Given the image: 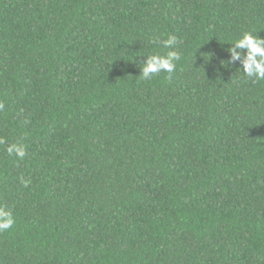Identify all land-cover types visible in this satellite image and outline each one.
Returning a JSON list of instances; mask_svg holds the SVG:
<instances>
[{"label": "trees", "instance_id": "obj_1", "mask_svg": "<svg viewBox=\"0 0 264 264\" xmlns=\"http://www.w3.org/2000/svg\"><path fill=\"white\" fill-rule=\"evenodd\" d=\"M246 29L264 0H0V264H264ZM168 35L176 72L141 79Z\"/></svg>", "mask_w": 264, "mask_h": 264}, {"label": "clouds", "instance_id": "obj_2", "mask_svg": "<svg viewBox=\"0 0 264 264\" xmlns=\"http://www.w3.org/2000/svg\"><path fill=\"white\" fill-rule=\"evenodd\" d=\"M157 45L167 51H154L144 57V62L140 65L139 77L145 81L161 73L167 74L171 79L176 72L178 63L182 59L180 51L176 50L178 38L175 35H168L166 39L157 40ZM229 59L227 64L239 62L237 68L253 84L264 81V37L257 35L254 29L242 30L235 38L234 42L227 49ZM4 107L0 103V110ZM8 155H15L19 158L25 156V148L19 143H13L7 148ZM25 185L28 181H24ZM16 220L13 211L7 205H0V233L12 229Z\"/></svg>", "mask_w": 264, "mask_h": 264}]
</instances>
